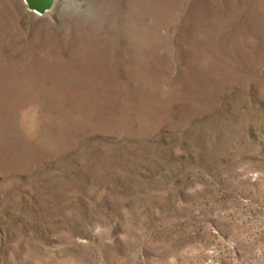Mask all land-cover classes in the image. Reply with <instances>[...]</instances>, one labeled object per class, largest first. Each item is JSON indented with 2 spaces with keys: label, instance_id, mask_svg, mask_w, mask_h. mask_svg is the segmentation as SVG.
I'll return each mask as SVG.
<instances>
[{
  "label": "rangeland",
  "instance_id": "374dc122",
  "mask_svg": "<svg viewBox=\"0 0 264 264\" xmlns=\"http://www.w3.org/2000/svg\"><path fill=\"white\" fill-rule=\"evenodd\" d=\"M0 0V264H264V0Z\"/></svg>",
  "mask_w": 264,
  "mask_h": 264
},
{
  "label": "water",
  "instance_id": "95a60500",
  "mask_svg": "<svg viewBox=\"0 0 264 264\" xmlns=\"http://www.w3.org/2000/svg\"><path fill=\"white\" fill-rule=\"evenodd\" d=\"M30 9L38 13H45L54 5V0H25Z\"/></svg>",
  "mask_w": 264,
  "mask_h": 264
},
{
  "label": "clouds",
  "instance_id": "9594fccd",
  "mask_svg": "<svg viewBox=\"0 0 264 264\" xmlns=\"http://www.w3.org/2000/svg\"><path fill=\"white\" fill-rule=\"evenodd\" d=\"M57 3V0H54V8H53V12L56 11V8H55V4Z\"/></svg>",
  "mask_w": 264,
  "mask_h": 264
}]
</instances>
